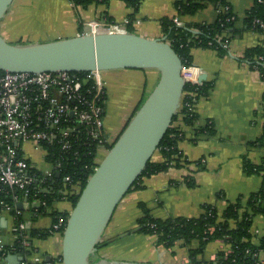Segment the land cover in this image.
Masks as SVG:
<instances>
[{
    "label": "crops",
    "instance_id": "1",
    "mask_svg": "<svg viewBox=\"0 0 264 264\" xmlns=\"http://www.w3.org/2000/svg\"><path fill=\"white\" fill-rule=\"evenodd\" d=\"M177 1H198L203 2L204 6L192 14L178 15L175 7ZM226 1L236 18L231 28L233 32L226 44V53L219 55L208 47L194 46L190 49L191 65L199 67L204 76L203 81L211 83L212 86L207 95L198 98L195 103V123L190 126L177 123L183 132V138L177 143L182 159L178 166L141 178L138 185L126 193L116 207L112 220L113 223L116 221L114 226L121 224L123 234L138 227L137 219L141 216L139 203L145 204L157 218L197 217L205 205L214 206L220 214L227 203L237 199L244 201L264 183V170L249 174L243 170L244 160L254 165L262 164L264 167V148L256 143L264 134V107L261 102L264 80L257 71L241 61L248 48L257 44L264 45V33L248 28L243 21L253 0ZM131 12L122 0H109L107 5L94 2L86 8L75 7L68 0H13L1 21L4 23L0 25V33L3 36L16 35L19 39L16 44L47 42L77 36L85 21L105 16L113 21H121ZM27 15L30 17V20L27 19L30 24L27 25L31 27L25 30L27 25H18L17 21L25 19ZM175 15L179 16L184 27L188 25L192 32H196L195 25L211 24L216 20L218 6L215 0H142L130 25L135 34L160 38L164 36L161 19H171ZM33 33L43 37L34 40L30 37ZM24 38L27 40H22ZM101 77L106 93L104 123L107 112L110 113L111 110L110 103L118 95L119 89L133 88L135 92L133 105L127 116L122 118L121 124L124 126L141 100L153 88L158 71L105 70ZM134 82L136 85L133 87ZM121 91L122 99L126 98L128 94H125V90ZM207 123L212 124L214 134H199V129ZM28 156L35 165L34 157L29 153ZM38 160L43 162L41 153H38ZM153 160L160 161V155L154 154ZM188 178L193 180V187L186 185L185 179ZM19 202L21 207L16 204V208L28 232L46 230L48 233L44 237H32L28 250L21 245L15 248L17 239L11 232V227L16 222V216L0 207V251L8 248L0 255V264H62V233L50 231L52 215H37L26 199ZM71 209L67 200L55 201L51 206V211L70 212ZM252 228L264 231L262 215L254 216ZM125 236H135V245L140 250L132 254L142 262L191 264L189 251L198 246L197 240L190 243L179 240L172 247L165 248L156 245V237L152 235L130 232L122 237ZM109 238L113 239L110 235ZM116 239L114 237L108 245L98 248L94 256L98 260L127 261V255L124 254L134 252L133 247L116 251L110 244ZM252 243L258 245L259 237H254ZM228 248L229 244L217 239L208 242L194 259L201 264H208L217 259L219 252H225Z\"/></svg>",
    "mask_w": 264,
    "mask_h": 264
},
{
    "label": "water",
    "instance_id": "2",
    "mask_svg": "<svg viewBox=\"0 0 264 264\" xmlns=\"http://www.w3.org/2000/svg\"><path fill=\"white\" fill-rule=\"evenodd\" d=\"M13 0H0V22ZM133 32L85 34L47 42L12 44L0 33V70L84 72L155 69L158 78L116 136L68 214L61 242L62 264H163L91 260L113 213L177 114L185 85L181 58L167 41ZM202 75L200 79H203ZM59 174L56 173V177ZM21 207V202L17 203ZM136 227L128 233L137 232ZM119 235L122 237L125 234ZM114 240L113 239H109Z\"/></svg>",
    "mask_w": 264,
    "mask_h": 264
},
{
    "label": "trees",
    "instance_id": "3",
    "mask_svg": "<svg viewBox=\"0 0 264 264\" xmlns=\"http://www.w3.org/2000/svg\"><path fill=\"white\" fill-rule=\"evenodd\" d=\"M68 1L73 6L82 8H86L94 2L105 5H107L109 2V0ZM122 1L125 3L126 7L132 10V12L127 17L131 22V20L134 19L135 13L137 12L142 0ZM215 2L217 3L218 8L221 5L228 4L226 0H215ZM203 6L204 3L198 1H177L175 3L178 15L192 14ZM232 16L234 18L228 20V18H231ZM105 18L107 20H111L109 17L105 16ZM256 20L262 23L263 26L261 27L260 23L256 22ZM235 21L236 18L230 9L225 13H219L216 20L211 24L195 25L194 28L196 29V32H192L188 25H186V27H177L171 22V19L166 17L161 19V26L164 36L167 37V41L181 58L183 65H191L190 49L194 46L208 47L214 49L219 55L225 54V44L228 42L229 35L233 32L231 28ZM243 21L248 28H252L264 33V0H253V3L248 9ZM127 31L132 32L130 23L127 25ZM241 61L245 62L249 68L257 71L259 77L264 80L263 44H257L254 47L248 48L245 51L244 56L241 58ZM77 74L83 75V72H79ZM211 86V83L205 81L200 86L191 85L189 83L184 85L181 106L177 114L174 115L170 126L160 140L154 153L160 155L161 160L155 161L153 160V157H151L140 175L131 185L128 192L138 185V182L141 178L164 172L169 167L179 165V162L182 158L179 154L180 152L178 150L177 143L183 138V132L177 123L181 122L184 125L190 126L193 125L196 120L195 111H189L184 103L186 101L196 103L198 98L207 95ZM189 93H191V95H189ZM143 100L144 98L141 100L139 105ZM261 102L264 107V93L262 94ZM139 105L136 107V109L139 107ZM135 110L131 116L134 114ZM214 132L215 131L211 123H207L203 128L201 127L199 129V134H205L208 136L213 135ZM113 143L107 145V148H110ZM256 143L264 148V134L258 139ZM75 150L77 155L73 154V151ZM48 151H50L49 148ZM71 152L73 153L69 155L68 158L64 157L60 159V171L58 172L59 175L57 177L55 175V186L45 197L47 199V205L38 207V210H36L35 207H32L33 211L37 215L50 213L53 217V222L59 218H63L66 222L69 212L51 211L52 204L55 201L67 200L70 202L71 207H73L88 177L98 165V162L95 161L96 144H92L91 146H83L77 141L74 148H72L68 153ZM57 153H60L59 145H57ZM243 170L247 174L259 173L260 171L264 170V167L262 164L254 165L248 160H244ZM65 176H69L70 182H64L63 179ZM185 183L189 187L194 186L193 180L191 178L185 179ZM75 185L78 187L77 192L72 188V186ZM15 194L19 196V199L23 200L25 198L22 197V194L18 191H16ZM35 194H37L35 189L30 191V194L27 197L28 200L32 202ZM11 196L12 194L9 191L0 188V200L12 204V209L10 211L16 216L15 223H18L22 221V218L18 213L16 204L12 203ZM38 196L41 197V194ZM138 206L141 210V216L137 219V225L139 227L137 232L155 236L156 245L170 248L175 244V242L179 240H182L184 243H190L192 240L198 241L197 248L191 249L189 251L191 264H201L197 262L194 257L197 255V253L203 250L208 242L217 239H221L229 244L230 252L226 254L223 251L219 252L217 254V259L214 262H210L208 264H253L254 259L251 255V252L259 249L264 250V236L259 237L258 245H255L252 243V234L250 232L254 216L260 214L264 217V183L258 190L250 193L244 201H242V199H237L234 202L227 203L220 214L214 206L205 205L203 207L202 213L197 217L176 216L157 218L151 214L150 209L145 204L139 203ZM49 209L50 212H48ZM60 232H63L62 227ZM47 233L48 231L46 230H31L28 232L29 240H31L32 237H44L47 235ZM109 242V239H103L97 244V249L108 245ZM19 246L20 243L17 241L15 243V248H19ZM5 248L0 251V255L3 253V251L8 249ZM23 248H25V250L27 249L26 247ZM247 249L249 250V253L246 252ZM97 260L98 259L96 258L93 261ZM28 264L37 263L28 262Z\"/></svg>",
    "mask_w": 264,
    "mask_h": 264
},
{
    "label": "built area",
    "instance_id": "4",
    "mask_svg": "<svg viewBox=\"0 0 264 264\" xmlns=\"http://www.w3.org/2000/svg\"><path fill=\"white\" fill-rule=\"evenodd\" d=\"M229 10L228 4L221 5L218 14ZM233 18L232 16L228 20ZM171 22L177 27H184L178 15L171 17ZM129 23L128 18L121 21L92 19L82 23V30L78 35L126 33ZM260 26L263 24L260 23ZM77 73L79 72L29 73L0 70V188L12 194L13 204L22 200L15 194L18 191L25 197L28 205L36 210L46 206L45 197L55 186L60 159L68 158L73 152L77 155L76 150L68 153L77 141L83 146L96 144L97 157L100 150L107 152V145L115 140L104 125L106 93L102 71L95 69L84 71L83 75ZM180 74L185 84L200 86L204 82L200 79V68L194 65H183ZM184 105L189 111H195V103L186 101ZM24 145L40 152L47 167L37 168ZM57 145L60 153H57ZM63 180L70 182L69 176H65ZM72 188L77 192V185ZM33 189L41 197L35 194L31 202L27 197ZM0 207L10 211L12 204L0 200ZM65 223L63 218H59L52 223L50 231H61ZM11 232L21 246H31L28 229L23 221L15 223ZM250 232L252 239L264 236V231L259 228L251 227ZM228 252L230 247L224 253ZM246 252L249 253V250ZM251 255L253 264H264V250L253 251Z\"/></svg>",
    "mask_w": 264,
    "mask_h": 264
},
{
    "label": "rangeland",
    "instance_id": "5",
    "mask_svg": "<svg viewBox=\"0 0 264 264\" xmlns=\"http://www.w3.org/2000/svg\"><path fill=\"white\" fill-rule=\"evenodd\" d=\"M48 12H50V11H48ZM25 17H26L25 19H21V20L17 21V24L21 25V26L30 24V22H28V20H30L29 15H27ZM3 23L4 22H0V25L3 24ZM30 27H31V25H27V26L24 27V29L26 30V29H28ZM132 30L134 31L133 28H132ZM3 37L5 38V40L7 42L12 43V44L17 43L18 40H19L16 35H4ZM30 37L35 40L37 38L38 39L42 38L43 36L33 33ZM31 38H29V39H31ZM22 40H27V38H24ZM135 85H136V82L133 83V87ZM121 90H125V94L126 93L128 94V96L126 97L127 99L126 98L122 99V95L123 94H122ZM134 95H135V92L133 91V88L127 90L126 88L123 89V87H122L121 89H119L118 95H116V98L114 100L112 99V101L110 103L111 110H110V113H109V111L107 112V114H108L107 120H105V123H104L105 128L107 129L108 132L114 133V135L117 136L119 134V132L122 130V128H123V125L121 124L122 118L124 119V117L127 116L128 110L131 109V106L133 105ZM108 97H109V100H110L111 99V95H109ZM123 114H124V116H123ZM117 129H118V131H116ZM24 147H25L27 153L31 154V156L34 157V159H35L34 161H36L35 166L37 168L44 169V168L47 167V165L45 163H43L42 161L38 160V153H40V152L31 149V147H29L28 145H24ZM105 154H106L105 150H100L97 153L96 162L99 163L102 160V158L104 157ZM118 206H119V204H118ZM114 215H115V213H114ZM113 219H114V216L112 217V219L110 220L109 224L107 225V227L105 229V233H104L103 239H110L109 235H110L111 238L116 237L117 239L110 243V244L113 245L111 248H114L116 251H118V250H120L122 248L124 249L126 247L127 248L128 247L129 248L133 247L134 252H131L130 254H124V255H127L126 256L127 258H125V259L128 262H142V260L140 261L139 259H137L138 258L137 256L132 254V253L138 252L140 250L138 245L137 246L135 245V241H134L135 236H130V238H126L127 236L118 237L119 235L123 234V231H121V227L122 226H121V224L118 227L114 226V225H116V221H114V223H113V221H112ZM134 245H135V247H134ZM121 255H123V254H121ZM121 255H119V256H121ZM119 256H114V258H118ZM91 259L95 260L96 257L92 256ZM129 260H131V261H129Z\"/></svg>",
    "mask_w": 264,
    "mask_h": 264
}]
</instances>
